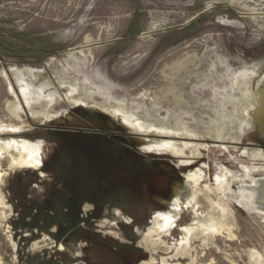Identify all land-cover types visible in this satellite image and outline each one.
I'll return each instance as SVG.
<instances>
[{
  "label": "rangeland",
  "instance_id": "374dc122",
  "mask_svg": "<svg viewBox=\"0 0 264 264\" xmlns=\"http://www.w3.org/2000/svg\"><path fill=\"white\" fill-rule=\"evenodd\" d=\"M12 68L42 91L32 111ZM263 72L264 0H0V264H86V243L56 240L52 223L66 199L57 173L62 127L80 119L136 142L186 144L179 155L145 151L176 159L183 176L203 171L188 182L191 204L159 235L168 247L143 241L157 229L154 215L167 210L163 204L136 234L110 224L106 213L108 223L89 225L98 239L123 247L132 241L125 255L144 256L138 264H264L262 215L235 202L242 183L220 179L222 190L213 189L220 165L240 176V165L264 167V158L239 156L243 149L264 154L250 119ZM123 113L150 130L131 128ZM21 141L41 145L39 167L11 165V145ZM262 175L264 168L252 178ZM174 180L188 184L186 176ZM173 190L165 200L174 198ZM214 206L220 220L233 218L231 234L224 230L208 240L196 222ZM96 256L102 264L111 255L100 242Z\"/></svg>",
  "mask_w": 264,
  "mask_h": 264
},
{
  "label": "flooded vegetation",
  "instance_id": "af4514ba",
  "mask_svg": "<svg viewBox=\"0 0 264 264\" xmlns=\"http://www.w3.org/2000/svg\"><path fill=\"white\" fill-rule=\"evenodd\" d=\"M80 120L83 122L81 125L65 123L67 125L62 127L61 163L57 173L66 199L61 207L56 208L61 212L57 215L59 221L52 222L56 231L51 232L60 242L73 239L84 241L82 257L86 264H100L96 256L100 242L111 255L102 264H138V259L144 256L125 255V252L132 251V241L124 247L113 245L110 240L98 239L89 225L100 220L108 223L110 220L103 216L110 212V224L126 227L136 234L137 228L147 224L156 211V204L167 205L161 200L170 202L164 197L174 187L173 184H178L174 179L186 175L177 171L180 165L173 162L176 159L170 160L159 153L148 155L141 148V143L128 134L112 131L109 125L97 127L98 123L92 119L89 121H93L95 127ZM246 150L248 155L245 157L253 156L251 150ZM248 167L255 169L257 166ZM255 172L257 170L251 169L238 180L243 183L252 179ZM183 195L179 197L181 203L185 201ZM167 207V210L157 212H167ZM184 208H180L172 226ZM154 218L156 222H161L155 215Z\"/></svg>",
  "mask_w": 264,
  "mask_h": 264
},
{
  "label": "bare ground",
  "instance_id": "6f19581e",
  "mask_svg": "<svg viewBox=\"0 0 264 264\" xmlns=\"http://www.w3.org/2000/svg\"><path fill=\"white\" fill-rule=\"evenodd\" d=\"M10 71L12 72V74L14 75V77L16 79H19L22 83H24V87L21 88V93H22V95L26 101L30 100L29 104L27 103V106H28V109L30 111H32L31 109H32V106L34 103L32 101H35V103H39V105L41 104L40 102L43 100L42 99L43 97L41 96L40 93L42 91L40 89L34 87L32 85V83L29 82L30 83L29 84L28 81L25 80L24 78H21V74H22L21 71H17L14 68L10 69ZM69 91H71V93H75L77 91V88L75 86H73V87L71 86ZM51 96H53V95L45 96L47 98V99H45V101L47 103L51 101V99H48ZM251 107H253V106H251ZM123 119H124V122L126 124H128L131 128H136V129L141 130V131L150 130V128H148L147 125L143 124L142 122H140L138 120L132 119L131 115H127V114L123 113ZM72 122H73V124H76V125L83 124L77 120H73ZM245 124H247V123H245ZM175 131H176V129H175ZM138 141L141 143L142 147L146 150H149V151L155 150L158 152L159 151H169V152H172L174 155L182 154L183 148L186 146V144L179 146L178 144H176L174 142H170V141L153 142V141L146 140V139H140ZM11 146H14L16 149V152L12 155L13 159H12L11 165L20 166V167H33V168H37L40 166V163H41V145L40 144H34V143L28 142V141H21L17 144L13 142V145H11ZM240 154L245 157L248 155V151L246 149H243ZM253 157L256 159L257 158H264V154L259 151V152L254 153ZM263 168L264 167L257 166L255 169H253V168H249L246 165H240L239 170H241L243 174H245V173L247 174V173H250L251 169L252 170H260ZM218 174H219L217 176L218 185H217V187L213 188L214 190H222L221 184L225 183V181L220 180V179L235 178L237 180L239 178L240 179L243 178L242 177L243 175L240 176L239 174H235L222 165L219 166V173ZM202 177H203V171L201 169L190 170L189 173L186 175V178L188 180V181H186V183L196 182V181H198V179H200ZM173 188H174L173 192L175 195L173 200L170 202H167V203H166V201L161 200V202H163V203L165 202V204H167L169 206V210L167 212H162V213L157 212L155 214V217L160 218L161 222L158 221L156 223L157 229L149 232L143 239L144 243L150 247H153V245L159 244V243L164 244L166 247H168L165 244V242L161 240L159 235L163 234L167 229L172 227L173 220L177 217V215L180 211V208L181 207H187L192 202V201H190V199L192 197L191 195H192L193 190H192V187L190 186L189 183L184 187H179L178 184H175ZM182 193H186L187 195L184 196L185 201L181 203L179 201V197L182 195ZM237 194H240V193H237ZM239 196H241V195H239ZM239 196L237 195L235 202L241 201ZM219 208H222L220 211H222L223 213L225 210L229 211L231 213V210L229 209V207L227 205H224V207H222L220 205ZM223 208H225V209H223ZM201 216L203 217V219H202L203 221H201V220L197 221L198 223L196 222V224L197 225L199 224V226H201L203 228V230H204L203 232L206 234L208 240L212 237V235L220 234V233L224 232V230L229 231L230 222H233L232 217H225L223 220H220L219 210L215 206L212 207V209L208 210L207 212L201 214ZM197 225H196V227H197ZM182 230L189 233V235H190L189 238L190 237L193 238V236H195L194 230L192 232V228L190 226H183ZM229 233H230V231H229ZM189 238H187L185 241H183L184 244H182L183 242L181 243V245H184L185 247L183 246L182 247L183 249H178L182 254H184L188 251V249H187L188 244L187 243L189 241Z\"/></svg>",
  "mask_w": 264,
  "mask_h": 264
},
{
  "label": "water",
  "instance_id": "95a60500",
  "mask_svg": "<svg viewBox=\"0 0 264 264\" xmlns=\"http://www.w3.org/2000/svg\"><path fill=\"white\" fill-rule=\"evenodd\" d=\"M254 93L256 95L255 105L251 108V123L254 126L259 143L264 142V72L256 82ZM256 141V140H255ZM241 191V192H240ZM237 194L240 205L248 214L262 215L264 224V175L253 177L249 183L239 184ZM239 200V199H238Z\"/></svg>",
  "mask_w": 264,
  "mask_h": 264
}]
</instances>
